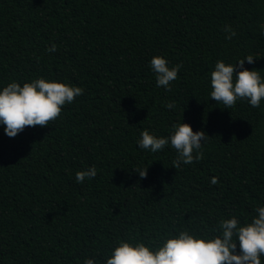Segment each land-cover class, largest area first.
<instances>
[{
	"label": "trees",
	"instance_id": "obj_1",
	"mask_svg": "<svg viewBox=\"0 0 264 264\" xmlns=\"http://www.w3.org/2000/svg\"><path fill=\"white\" fill-rule=\"evenodd\" d=\"M262 33L264 0H0V91L37 78L83 89L48 126L10 138L0 125V264H105L118 239L251 222L264 206V100L222 109L211 72L253 55L244 67L264 79ZM156 55L182 64L171 91L157 87ZM183 119L209 135L201 160L176 169L170 144L139 147L143 130L169 136Z\"/></svg>",
	"mask_w": 264,
	"mask_h": 264
},
{
	"label": "clouds",
	"instance_id": "obj_2",
	"mask_svg": "<svg viewBox=\"0 0 264 264\" xmlns=\"http://www.w3.org/2000/svg\"><path fill=\"white\" fill-rule=\"evenodd\" d=\"M228 33L226 39L236 35L230 25L224 26ZM264 34V33H262ZM56 50L52 44L49 52ZM257 57L248 55L237 63L229 64L218 60L211 72V99L224 108L232 109L238 100H247L252 107H259L264 100V79L260 73L244 67L245 61L255 63ZM150 67L156 77L157 87L171 91V82L178 78L182 64L170 66L168 60L161 55L154 56ZM83 94L79 86L45 78L33 79L21 86L18 82H10L0 91V125H4L5 134L14 138L27 127H45L54 122L66 104L74 102ZM168 109L174 103L165 105ZM209 135L201 129L194 131L191 124L175 123L169 136H156L149 130L141 132L138 145L141 149L156 153L167 145L176 151L173 162L176 169L181 164H192L203 158V145ZM140 179L148 175L146 169H136ZM97 174L93 165L86 170H78L75 174L77 183L83 184L86 178H94ZM218 179L212 177L211 184ZM251 222L241 224L236 217L222 219L215 231L219 234L200 235L189 230H181L178 234H166L160 240L151 243L143 241L130 242L118 239L111 250L105 264H262L264 256V206L254 209ZM239 246V251L237 247ZM84 264H95L93 258H86Z\"/></svg>",
	"mask_w": 264,
	"mask_h": 264
}]
</instances>
